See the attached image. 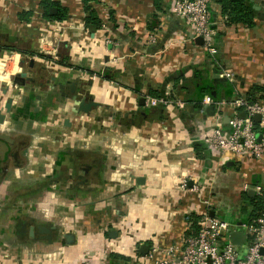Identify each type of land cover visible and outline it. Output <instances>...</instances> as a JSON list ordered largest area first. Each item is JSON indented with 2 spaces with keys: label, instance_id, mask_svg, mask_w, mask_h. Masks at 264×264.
<instances>
[{
  "label": "crops",
  "instance_id": "obj_1",
  "mask_svg": "<svg viewBox=\"0 0 264 264\" xmlns=\"http://www.w3.org/2000/svg\"><path fill=\"white\" fill-rule=\"evenodd\" d=\"M52 1L65 19L44 17L41 0H0V108L13 99L0 123V264H119L141 244L178 243L204 207L193 183L229 235L242 231L264 159L204 145L223 114L204 99L264 85V0H248L252 26L226 23L210 0L213 54L174 0H97L99 28L85 27L81 0ZM19 71L38 85H13ZM154 92L171 101L148 105ZM74 96L96 104L79 111Z\"/></svg>",
  "mask_w": 264,
  "mask_h": 264
},
{
  "label": "built area",
  "instance_id": "obj_2",
  "mask_svg": "<svg viewBox=\"0 0 264 264\" xmlns=\"http://www.w3.org/2000/svg\"><path fill=\"white\" fill-rule=\"evenodd\" d=\"M209 3L210 0H174L173 10L189 24L193 38L201 37L206 49L213 54L216 51L213 42L215 35L209 23ZM55 59V54L51 53L45 64L52 66ZM3 68L5 69V64ZM15 72L17 71L11 73ZM223 75L232 79L228 71H223ZM170 101L167 95L146 96V103L150 106ZM204 101L208 104L214 103L223 110V114L215 116L219 122L202 135L201 140L204 145L232 157L248 153L256 159H264V98L250 103L243 96L214 101L206 95ZM176 105L184 107V102L177 101ZM240 111L245 112V117L238 116ZM254 114L260 116L257 123L253 118ZM223 115L228 118L227 130L220 122ZM257 134L260 135L259 139ZM181 186L185 187L186 182L182 181ZM187 190L197 193L204 205L195 227L189 228L187 233L180 236L178 243L153 244L146 254L140 255L137 252L132 259L119 264H264V189L262 187H255V192L263 197L262 206L256 217L253 219L247 217L233 224V227L245 233L246 245L243 252H240L230 240L229 232L232 224L215 214H210L213 211L212 202L209 197L203 195L200 186L193 183Z\"/></svg>",
  "mask_w": 264,
  "mask_h": 264
},
{
  "label": "trees",
  "instance_id": "obj_3",
  "mask_svg": "<svg viewBox=\"0 0 264 264\" xmlns=\"http://www.w3.org/2000/svg\"><path fill=\"white\" fill-rule=\"evenodd\" d=\"M83 9L86 13L84 17V25L86 28H99L102 25V20L100 19L97 10L94 8L93 4L97 0H81ZM220 4L222 13L226 18V23H243L252 26L254 23V10L251 8L248 0H217ZM41 12L44 17L54 18L58 20H63L67 16L66 8L61 7L57 2L52 0H41L40 2ZM52 7H57L58 11L55 14L50 13ZM21 17V16H20ZM27 18V17H26ZM4 49L0 48V51ZM6 50V49H5ZM226 86V82L224 83ZM206 92V91H205ZM229 94V90H228ZM154 96H160V93L154 92ZM228 97L230 95H227ZM228 97H224L227 98ZM250 103L262 100L264 98V85H253L243 96ZM257 123V121H255ZM246 198L252 204V211L249 213V218L253 219L258 214L262 203L263 197L261 195H255L249 197L245 194ZM197 220V218H196ZM196 222V221H195Z\"/></svg>",
  "mask_w": 264,
  "mask_h": 264
},
{
  "label": "water",
  "instance_id": "obj_4",
  "mask_svg": "<svg viewBox=\"0 0 264 264\" xmlns=\"http://www.w3.org/2000/svg\"><path fill=\"white\" fill-rule=\"evenodd\" d=\"M253 7L257 8L255 5ZM55 11H56L55 7H52L50 9V13L51 14L55 13ZM32 64L33 63L31 61L29 66L31 67ZM28 83H30L32 86L38 85V83H36L34 81L33 77L28 75L26 71H19L18 73L14 74L13 77H12V84L15 85V86H25ZM72 90H73V88H72ZM3 91H4V93H6L8 91V88L4 89ZM12 100L13 99H12L11 96L8 97L7 100L3 104V107L0 108V123H3L4 122V118H5V113L2 112V109H4L5 112H9L10 109H11ZM74 101L78 105L77 108L79 109V111H84V112H87L93 105L96 104L93 101H88L87 102L84 99H76V96H74ZM238 116H240L242 118L245 117V112L244 111H240L238 113ZM253 118L255 120L259 121L260 116H259V114H254ZM225 120L227 121L228 118H226ZM257 138L258 139L260 138L259 134H257ZM248 194L252 195V194H254V191L252 189H250L248 191ZM210 214L213 215L214 211H211ZM38 228H39L40 231L46 233V237H47L48 241H51L50 228L47 227V226H39ZM29 234L33 235V227H30ZM230 239H231V242L233 244L241 246L246 241L245 233H243L242 231H239V230L233 231L231 233V235H230ZM147 249H148V246L146 244H141L140 247H139V251L141 253H145Z\"/></svg>",
  "mask_w": 264,
  "mask_h": 264
},
{
  "label": "rangeland",
  "instance_id": "obj_5",
  "mask_svg": "<svg viewBox=\"0 0 264 264\" xmlns=\"http://www.w3.org/2000/svg\"><path fill=\"white\" fill-rule=\"evenodd\" d=\"M1 54H4V53H1ZM4 58V57H3ZM4 64V63H3ZM3 68V67H2ZM12 70H10V71H14V69L13 68H11ZM2 71L4 70V68L3 69H1ZM5 71V70H4ZM1 77V76H0Z\"/></svg>",
  "mask_w": 264,
  "mask_h": 264
}]
</instances>
